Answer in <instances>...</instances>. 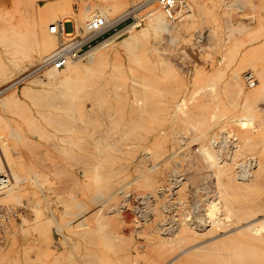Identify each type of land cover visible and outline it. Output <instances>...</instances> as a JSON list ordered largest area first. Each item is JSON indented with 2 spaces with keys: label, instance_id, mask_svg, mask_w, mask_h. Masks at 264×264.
I'll return each mask as SVG.
<instances>
[{
  "label": "rangeland",
  "instance_id": "374dc122",
  "mask_svg": "<svg viewBox=\"0 0 264 264\" xmlns=\"http://www.w3.org/2000/svg\"><path fill=\"white\" fill-rule=\"evenodd\" d=\"M56 1L0 0V15L32 37L31 55L35 22ZM254 1L189 0L163 49L150 28L81 78L48 83L46 71L0 97V176L14 186L0 191V264H264V10ZM107 2L114 21L145 0ZM45 59L0 66V91ZM99 73L110 92L92 107Z\"/></svg>",
  "mask_w": 264,
  "mask_h": 264
},
{
  "label": "bare ground",
  "instance_id": "6f19581e",
  "mask_svg": "<svg viewBox=\"0 0 264 264\" xmlns=\"http://www.w3.org/2000/svg\"><path fill=\"white\" fill-rule=\"evenodd\" d=\"M75 1L77 3H79V7L81 8V10H80L81 12H77L76 10H74ZM90 1H92V0H58L56 2H53L52 4H47L44 8L50 14L48 13L49 14L48 16H44L39 21L35 22V32H34V34H32L33 40L36 43V45L38 46L40 51L38 50L39 51L38 53H33L32 55L30 54V53H32L30 51V48L34 49V47H36V46H34V47L30 46V44H29L30 34H29L28 30L24 26H22V24L18 23L17 21L15 22L12 19H7L6 17H2L0 15V66L3 65V67L8 69L9 67H11L15 63L16 67L19 68L20 66H17V65H19V60L22 58L27 59V60L30 59V61H32L33 59H37V58H39L40 60L45 59L46 57L49 58V60L46 61V65H45V62L42 61L44 66H41V67L39 66L38 69L36 68V70H33L30 73H28V74L26 73L25 76L21 77L16 82L9 84L7 87L2 89L0 91V97L5 98V97H8L9 95H11V97H14L15 94L19 91L18 90L19 86L23 85L27 82L43 83L44 80H40L38 75L41 73H44L46 71L48 74L46 76L45 81L48 83H51L52 81H54L56 79H58V80L60 79L61 81L66 82L71 78L80 77L78 75L81 73H82L81 74V77H82L84 71H85V75L87 73L89 74V72L92 71V65L93 64H95L97 62H102L110 52L117 50L119 47L129 45L133 40H136L139 37V35H141L144 31H146L150 28L153 29L154 31H156V33H163V35L161 34L163 36V38L160 41H158V43H156L157 49H159V50L163 49V46L168 41V37L177 36V35H179V33H181L183 31V29H184V18L188 13V5H189V0H184V2L180 5L179 10L176 11L175 19H172L163 10V8L160 5H156L153 8H151V10L148 11L146 14L140 15L139 11L141 9L150 5L153 2H157L156 0H147V4H144L145 6L144 5L139 6L135 10H131L128 13L124 14L121 18L114 19V21H113V20H110L109 13H114L113 11L116 9H114L115 7H113V5H115L116 3L115 4L113 3V5H112L111 2H107V0H106V1H102V3L98 6H93L92 4H89ZM254 2H255L256 7H259V8L264 10V1L263 0H255ZM116 8H117V6H116ZM111 10H113V11H111ZM130 16L135 18V22L133 24L123 28L117 34L112 35L109 38L97 43L91 49L87 50L86 52H84L80 56L72 57L63 68L58 69L51 63V58L53 57V54L55 53L54 52L52 54V52L57 47V43H58V41H56V36L57 35L63 36L65 38V41L63 43L67 42V37L69 35H68V32L65 30V24H68L69 22L70 23L75 22V24H74L75 32L78 35H81L76 30H79V31L84 30L88 33L89 29H90V23L96 17H103L106 19V21L108 23H111L112 25H116V24L120 23L121 21L127 19ZM57 20H59L58 23H56ZM51 22H53L54 24H50ZM53 28H55L56 30L54 31ZM31 42H33V41H31ZM35 43H33V44L35 45ZM12 56H14V58H13L14 60H12ZM49 56H51V57H49ZM45 60H47V59H45ZM30 61H28L27 64H26V62H23L25 69L24 68L22 69V66L20 68L23 70V72H26V69L28 68ZM25 64H26V66H25ZM3 69L0 68V72L2 73V75L4 74V76H5L7 71L4 70V72H3ZM100 74L101 73H99V75ZM95 76H96L95 78L93 77L94 79L92 78L93 81L91 80L92 82H94L93 83V91L87 94L89 101L91 102L92 107L94 105L100 104L101 102H103V100H105V98H106L105 96L109 90L107 91L103 87L102 84H104L105 82H107V84H108L110 82L109 78L106 79L105 78L106 76L104 77V75L99 76V77L97 75H95ZM236 76L238 78L237 74H236ZM251 77L253 78L252 75H251ZM83 78H85V77H83ZM100 79L104 82L102 84L100 83L101 85L97 84V81ZM257 79H259V78H257ZM262 80L264 81V79H262ZM74 81H75V79H74ZM82 81H79V82L82 83ZM233 82L236 83V84L233 83V85H235L236 88H242V89L246 88V87H244V85L239 87V84L237 87V83H239V81L238 80L235 81L234 78H233ZM254 82L255 81L253 78V80L251 82H248V83L250 85H253ZM84 84H86V83H84ZM63 85H65V84H63ZM24 87H26V86L24 85ZM256 89H255V91H257ZM246 90L249 92V89H246ZM246 90L243 89V91H246ZM247 91H246V93H247ZM250 92H252V91L250 90ZM252 94H253V92H252ZM251 95H249V96H251ZM64 99H66V98H64ZM180 103H181V101H180ZM255 104H257V103H255ZM180 105H182V104H180ZM250 109H251V107H250ZM254 111H256V110H254ZM249 113L251 114L252 111L250 110ZM248 116H246V117H248ZM249 118L246 119L244 117L243 118L241 117V119H237L236 121L241 123L242 125H244L247 123L251 124V123H253V121L258 120V119L256 120V117L254 118V114L252 115V117L250 119ZM233 121H235V120H233ZM257 122H255V123H257ZM203 153H204V156H206V157H207V155H209L208 157H213L214 151L211 152L210 150H206V148H205L203 150ZM204 156H202V157H204ZM206 157H205V159H207ZM210 163H211V160H210ZM261 166H263V165H261ZM0 191H2L4 193H8V194L14 192V186H12V184L10 183L8 178H6L5 176H2V175L0 176ZM218 205H219L218 203H215L213 201L210 204V208H209V216L214 218V220L217 219L216 221H220V219L218 220V217H219V212H218L219 206ZM256 230H257L256 232H258V231L260 232V231L264 230V225L260 224L259 227H256Z\"/></svg>",
  "mask_w": 264,
  "mask_h": 264
},
{
  "label": "built area",
  "instance_id": "2783aa9c",
  "mask_svg": "<svg viewBox=\"0 0 264 264\" xmlns=\"http://www.w3.org/2000/svg\"><path fill=\"white\" fill-rule=\"evenodd\" d=\"M156 1L172 19H175L176 11L179 10L180 5L184 2V0ZM144 4H147V0H145ZM72 25V30L68 32L69 36L67 37V42L62 43L51 58V63L58 69L63 68L72 57L80 56L87 51L86 49H91L93 47L92 45L101 37H104L113 30H117L119 24L112 25L111 23H108L105 18L96 17L90 23V29L86 35H78L75 32L74 24ZM53 30L55 31L56 29L53 28ZM247 78L248 82L253 80L251 75Z\"/></svg>",
  "mask_w": 264,
  "mask_h": 264
},
{
  "label": "crops",
  "instance_id": "0c3cea01",
  "mask_svg": "<svg viewBox=\"0 0 264 264\" xmlns=\"http://www.w3.org/2000/svg\"><path fill=\"white\" fill-rule=\"evenodd\" d=\"M67 24H65V27H66Z\"/></svg>",
  "mask_w": 264,
  "mask_h": 264
}]
</instances>
